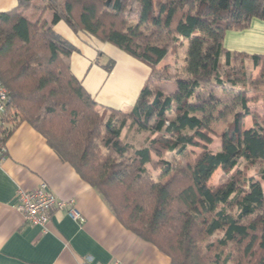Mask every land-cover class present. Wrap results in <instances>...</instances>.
<instances>
[{
	"label": "trees",
	"instance_id": "obj_1",
	"mask_svg": "<svg viewBox=\"0 0 264 264\" xmlns=\"http://www.w3.org/2000/svg\"><path fill=\"white\" fill-rule=\"evenodd\" d=\"M33 1L17 0L0 13V83L9 99L0 115V145L26 122L125 229L170 264H264V115L251 112L247 98L264 92V55L223 47L227 32L264 18V0H39L42 14L52 13L51 24L62 21L150 69L128 112L97 106L70 71L75 47L45 21L24 16ZM181 40V72L160 67ZM162 81H173L174 90L159 89ZM247 116L254 124L244 129ZM126 120L149 132L144 146L122 142ZM217 122L226 127L219 150L211 152ZM188 147L201 149L191 164L163 159L165 153L183 157ZM152 155L159 158L155 180L145 169ZM255 165L257 177L248 176ZM217 169L233 172L211 188Z\"/></svg>",
	"mask_w": 264,
	"mask_h": 264
},
{
	"label": "crops",
	"instance_id": "obj_2",
	"mask_svg": "<svg viewBox=\"0 0 264 264\" xmlns=\"http://www.w3.org/2000/svg\"><path fill=\"white\" fill-rule=\"evenodd\" d=\"M16 5L17 0H0V13ZM42 12V4L34 0L24 16L31 23L45 21L75 47L68 59L70 71L97 106L130 111L150 69L108 43L73 33L62 21L51 24L52 13ZM223 47L231 53L264 55V18H252L246 29L227 32ZM167 58L159 66L171 69L176 61L169 64ZM109 63L112 66L107 70ZM249 95V110L263 116L264 92ZM253 124L250 116L244 118V129ZM5 150L0 160V264H78L83 259L106 264H170L156 247L125 229L100 195L26 122L7 137ZM41 183L56 198L72 200L84 223L73 221L64 210H54L44 229L26 224L14 209L16 192L33 190Z\"/></svg>",
	"mask_w": 264,
	"mask_h": 264
},
{
	"label": "rangeland",
	"instance_id": "obj_3",
	"mask_svg": "<svg viewBox=\"0 0 264 264\" xmlns=\"http://www.w3.org/2000/svg\"><path fill=\"white\" fill-rule=\"evenodd\" d=\"M39 1V0H38ZM41 21V20H39ZM181 44L180 46L177 48V51L175 53V55H173L172 59L167 58L166 62H168L169 64H172L171 62H175L176 65L172 66L170 71L172 72H181V66H182V60L185 57V51H186V41L181 40ZM174 59V61H173ZM238 59V58H237ZM159 89H161L162 91L166 92V93H170L174 90L175 88V83L173 81H168V82H160L159 84L156 85ZM254 94V93H253ZM256 96H261L260 93H258ZM248 97H251V95L248 94ZM247 97V98H248ZM206 98V97H204ZM224 99H226L225 101H227L228 96H224ZM249 100V99H248ZM249 102V101H248ZM254 111L256 110V108H252ZM99 112H102L101 109H98ZM105 116H109V112H104ZM229 119V117L227 118ZM228 121V120H227ZM226 121V122H227ZM226 127V123H222V122H217V123H213L211 128L213 129L212 132L209 134V137L211 139V143L207 146V150L211 151V152H216L217 150H219L220 146H221V139L219 137V133H221L222 130H224ZM150 137L149 132L147 131H139L137 130L136 126H134L133 124H131L130 120H126L125 126L122 129L121 132V136L120 139L122 140L123 143H127L129 145H131L133 148H139L144 146L148 139ZM201 152L200 148H194V147H188L187 152L185 153V155L183 157H179V156H173L172 153H165L163 155V159L170 161V160H179V162H181L182 165H186V164H191L193 162V160L196 158V156ZM159 160V158L156 155H152V162L147 164L145 166V169L147 170V172L151 175V177L155 180L157 179L158 175H159V170H157L154 167V164ZM245 165V163L242 161L241 162V167H243ZM258 169V165H255L254 167L251 168H247V175L248 176H254L257 177L256 175V170ZM233 172V170L227 174L223 173L220 169H217L211 176L210 180H209V186L211 188H215L217 186H219L220 184L224 183V181L226 179H228L231 175V173ZM261 187L262 190L264 192V182L261 181ZM216 237V236H215ZM213 238L209 239L208 241L213 240Z\"/></svg>",
	"mask_w": 264,
	"mask_h": 264
},
{
	"label": "built area",
	"instance_id": "obj_4",
	"mask_svg": "<svg viewBox=\"0 0 264 264\" xmlns=\"http://www.w3.org/2000/svg\"><path fill=\"white\" fill-rule=\"evenodd\" d=\"M8 92L0 83V115L4 113L6 104L8 103ZM6 153L5 145H0V157L4 159ZM15 211L22 217L23 221L34 227L44 229L49 221L50 214L54 210H64L68 217L78 223H84V219L77 210L72 200H61L56 198L41 183L33 190L18 189L15 195ZM78 264H106L92 263L83 259ZM108 264H118L117 262Z\"/></svg>",
	"mask_w": 264,
	"mask_h": 264
}]
</instances>
